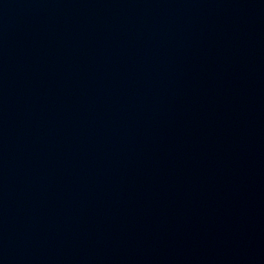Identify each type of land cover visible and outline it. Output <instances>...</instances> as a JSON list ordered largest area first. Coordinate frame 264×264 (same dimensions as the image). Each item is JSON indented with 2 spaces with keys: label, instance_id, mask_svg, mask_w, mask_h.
<instances>
[{
  "label": "water",
  "instance_id": "95a60500",
  "mask_svg": "<svg viewBox=\"0 0 264 264\" xmlns=\"http://www.w3.org/2000/svg\"><path fill=\"white\" fill-rule=\"evenodd\" d=\"M0 264H264V0H0Z\"/></svg>",
  "mask_w": 264,
  "mask_h": 264
}]
</instances>
